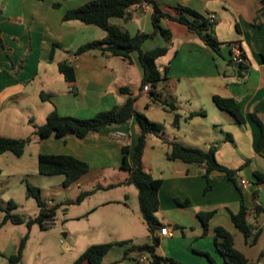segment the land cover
I'll return each mask as SVG.
<instances>
[{"label": "crops", "instance_id": "crops-1", "mask_svg": "<svg viewBox=\"0 0 264 264\" xmlns=\"http://www.w3.org/2000/svg\"><path fill=\"white\" fill-rule=\"evenodd\" d=\"M87 1L0 0V135L21 138L20 134H34L33 125L44 124L53 109L61 115L89 118L99 111L121 106L129 96H144L149 100L146 103L149 105H144V114L166 130L161 137L148 135L142 156L144 169L161 179L156 217L161 226L170 229L169 236L159 235V228L154 230L153 235L159 239L156 253L169 258L172 264H212L209 257L215 264H226L214 244L213 230L221 226L233 234L235 247L252 264H264V143L259 145L261 130L264 135V21L257 20L261 0H155L172 13L181 5L203 15L215 14L213 31L221 43L219 52H215L184 25L161 21L162 27L170 31L169 41L157 33L146 39L141 48L148 40L159 37L164 43L156 46L167 45L168 52V45L172 47L176 39L179 41L180 48L168 63V70L161 74L162 79L172 81L165 91V103L164 92L159 88L162 79L153 89L157 96L155 101L149 90H142L141 69L135 63V53L129 64H116L111 56L97 50L70 57L79 45L103 39L106 35L95 25L62 20L66 10ZM150 9V4L143 2L131 9L128 20L111 18L110 22L123 25L131 35L138 31L151 33ZM53 44L56 47L50 57ZM230 44H236L244 53L246 62L242 67L230 62ZM67 59L74 66L72 83L66 82L58 70V64ZM127 65L136 68L134 81L127 78ZM36 78L38 87L32 92L31 100L27 85ZM42 94L48 97L42 98ZM215 95L232 98L240 105L244 116L242 125L216 106ZM135 107L140 111L136 104ZM250 114L257 117L262 129ZM137 134L138 126L131 119L84 138L74 134L33 138L25 151H29L36 164L41 153L70 155L88 164L86 174L74 182L78 190L67 201L75 199L80 191L93 190L80 203L94 197L98 191L104 192L93 204L84 206L81 214L103 208L100 232L106 239L77 241L63 226L62 236L71 237L65 247L56 250L44 245L42 235L32 247L30 238L24 247L21 264H71L90 244L113 241H127L128 244L113 246L100 264H151L149 261L136 262L131 253H126L128 246L149 243L151 236L139 210L138 190L125 183L129 174L120 168L122 147L128 145L131 150ZM170 141L203 150L216 146V160L233 171L234 180L219 170H212L206 179L204 165L167 159V142ZM92 172L109 173V179L95 185L92 179L90 186L84 189L82 179L86 175L92 177ZM257 176L263 177L261 183L257 182ZM241 178L247 180L244 186L239 183ZM27 183L41 188L38 183L26 181L25 185ZM41 197L56 202L53 198ZM186 201L189 203L185 204ZM242 203L250 212L248 222L252 232L257 233L252 244L231 220V214L237 213ZM256 206L261 209L257 214L253 212ZM207 211H213V215L205 230L197 214ZM2 217L0 211V220ZM8 224L12 223L6 222L0 228V236L6 237V242L0 243V264H7V257L16 251L24 233L13 231ZM29 229L27 227V231ZM35 251L39 254L32 261L29 253Z\"/></svg>", "mask_w": 264, "mask_h": 264}, {"label": "trees", "instance_id": "trees-1", "mask_svg": "<svg viewBox=\"0 0 264 264\" xmlns=\"http://www.w3.org/2000/svg\"><path fill=\"white\" fill-rule=\"evenodd\" d=\"M152 4L151 6V23L153 31L145 33L138 31L131 35L129 31L120 24L110 22L111 18H123L128 20L131 17V9L138 7L141 3ZM261 6L258 10L257 20L264 21V0L260 2ZM209 16V15H208ZM207 15H203L195 9L178 5L175 7V12L163 9L155 0H89L81 6L70 8L65 11L62 16L63 21L78 20L84 24H92L102 29L106 35L103 39L93 40L79 45L74 51V55L78 56L89 51L97 50L108 56L120 57L123 61L130 63L131 55L136 54L138 64L141 69V87L150 85L152 101H155L157 96L153 89L162 79L161 73L156 65V60L166 54L167 46H156L149 50L141 48L142 43L160 33L166 41L170 39V31L161 25L163 19L184 25L189 31L196 33L200 39L212 48L215 52H219L221 43L218 42L214 35L215 20H211ZM262 24V22H259ZM256 25H260V24ZM55 46V45H54ZM242 55L245 57L244 53ZM244 64H239L242 67ZM58 70L63 75L68 83L75 80L74 66L63 61L58 64ZM168 70V64L164 66V72ZM128 91L122 88V91ZM42 98L48 95H41ZM136 96H129L126 101L119 107H112L108 110L97 112L89 118H79L75 116L61 115L56 109L51 110L47 116L45 123L42 125H33L34 136L46 138L54 134L58 137L67 134H74L78 138H84L90 133H95L107 126L121 125L133 119L138 126V134L133 148L130 150L128 145L122 147V161L120 168L128 171V178L125 183L132 184L138 190V205L142 218L146 222L151 236L150 242L143 245H130L126 248V253L132 251H146L151 257V264H159L161 261L171 260L162 257L156 253V247L159 243L157 236L153 235L156 228L162 227L156 217V212L159 208L158 191L161 186V179L154 178L146 171L142 164V156L146 147L148 135L161 137L163 134L162 126L150 120L144 113L138 111L135 107ZM216 106L232 115L236 122L240 125L244 123V116L240 109V105L229 97L213 96ZM165 103V101H163ZM149 104H146L148 106ZM173 105V104H172ZM171 107H174V105ZM250 117L256 121L262 129V125L257 117L250 114ZM177 119L175 118V121ZM177 122H175L176 124ZM31 137L15 138L0 135V155L5 152H12L16 156H21L27 145L31 142ZM169 149L166 152V157L169 160H180L185 163H198L204 165V176L208 179L209 173L212 170L224 171L230 179H233V171L219 164L215 157L216 146H211L207 150L200 148L189 147L176 141L167 142ZM264 143V135L261 130L259 145ZM130 157V158H129ZM128 158L130 159L128 161ZM89 169L88 164L70 155L62 154H46L41 153L37 160V170L40 175L52 176L63 175V186L67 187L76 182ZM257 182L261 183L263 177L257 176ZM116 184H109L106 187L110 188ZM91 191H80L75 199L68 200L70 204L80 203L85 197L89 196ZM26 197L35 199L39 207L38 214L33 218H26L23 215L13 213L12 210L16 207L13 200H8L5 204L0 202V211L3 212V217L0 220V228L6 223L22 224L26 223L27 227L35 222L40 228H44L40 222L46 216L44 210V199L40 195V189L31 184H26ZM188 204L189 202H184ZM183 203V204H184ZM181 204V203H180ZM58 205H55L50 211L55 214ZM259 207H255V214L260 212ZM249 210L242 203L237 213L231 214V220L234 226L243 234L249 244L255 241L256 232H252V226L248 222ZM213 215V211L199 212L198 218L202 222L204 229L207 230L208 222ZM214 244L217 251L223 257L226 264H252L234 245L233 234L224 227L217 226L213 230ZM28 233H25L18 242L16 251L7 257V264H21L23 250L28 240ZM127 241H113L104 243L90 244L85 250L79 254L71 264H100L104 255L116 245H127ZM209 260L214 263V260L209 257Z\"/></svg>", "mask_w": 264, "mask_h": 264}, {"label": "rangeland", "instance_id": "rangeland-1", "mask_svg": "<svg viewBox=\"0 0 264 264\" xmlns=\"http://www.w3.org/2000/svg\"><path fill=\"white\" fill-rule=\"evenodd\" d=\"M115 21L116 19L113 18ZM99 28V27H98ZM102 30V29H101ZM162 38V35L159 36ZM159 37L150 39L147 41V43L143 46V50L147 49L149 47H153V45H158L160 42L161 44L164 43L159 39ZM165 40V39H164ZM175 41V45L171 47L172 44L168 45V52L167 54H164L163 56L159 57L156 61V65L158 69L160 70L161 74H164V66L171 62V59H173L174 55L176 54L177 49H179V41ZM173 43V42H172ZM55 45V46H54ZM167 46V45H166ZM56 47V44H53L50 57L53 55V48ZM76 50V49H75ZM74 50V51H75ZM74 51L71 52L72 58H74ZM111 59L116 64H124L120 57L117 56H111ZM70 59H67L68 62ZM135 63L138 65L137 58L135 57ZM63 62V61H62ZM127 63V62H126ZM131 63V62H130ZM129 64V63H128ZM20 66V63L17 64ZM37 66L39 64L37 63ZM127 78L128 80L134 81L136 76V68L134 65H127ZM139 66V65H138ZM110 67H113L110 65ZM117 71V69H115ZM172 81L169 79H162L159 83V88L163 93V100L165 101L166 97V90H168L169 87H171ZM29 93H30V99L32 100V92L37 89L38 87V80L37 78L34 79V81L28 83L27 85ZM148 98L144 96L136 97L135 104L137 108L145 113V104L148 102ZM171 101V100H168ZM16 120V119H14ZM167 122V126H168ZM163 132H166L164 126H162ZM19 135L18 133H16ZM24 134H20L21 138L31 137V143L33 142V138L35 137L34 134H30L29 136H22ZM30 148V147H28ZM26 149V148H25ZM28 150V149H27ZM37 164L35 160L31 157L29 151H25L21 156H16L12 152H5L0 155V202L5 204L8 200H13L16 203V207L12 210L13 213L17 214H23L26 218H33L38 214V206L36 204V201L32 197H26V185L25 182L28 181L30 183H38V185L41 187L39 188L41 191V195L46 198H53L58 202V206L55 210V214L57 218L60 220L59 224L51 227L49 229H42L40 228L38 223L33 222L30 225V229L27 231L26 223L25 225H12L8 224V228H12L13 231H23L24 233L22 236L26 233H28V239L31 238L32 243L31 246L34 247L37 243V239L39 236H43V242L44 245L50 246L51 248H55L56 250H59L67 245V242L72 238H75L77 241L80 239H84L85 241H100L101 239H106L104 236H102V232H100L102 229V211L103 208H98L96 210H93L91 212H85L84 215H82V211L84 210V206H89L93 204V200L96 198H99V196H102V194H105L104 192L101 193L98 191L94 197H90V199H86L83 203H74L70 204L67 202V199L69 197H72L77 189V186L72 183L71 185L64 187L63 186V180L64 176L59 175H52V176H45V175H39L37 173ZM86 174V173H85ZM84 174V175H85ZM90 175H86L83 177V188L87 189L90 186V183L93 179V185L95 183H102L105 181V178L109 179V173L106 172H97V173H90ZM83 175V176H84ZM94 175V177H93ZM34 179V180H33ZM38 182H32L37 181ZM36 185V184H35ZM34 186V185H33ZM114 192V191H110ZM38 208V209H37ZM64 209H66L64 211ZM81 215V216H77ZM65 226V228H68L71 232V237L64 238L61 234L62 231L61 227ZM92 226H95L96 228H91ZM55 232V234L53 233ZM7 235V234H6ZM21 236V237H22ZM60 237L63 238L64 243H60L59 239ZM6 242V237L4 235L0 236V243ZM39 254L38 252H33L32 254L29 253L30 260H34L35 255ZM42 258V256H41Z\"/></svg>", "mask_w": 264, "mask_h": 264}, {"label": "built area", "instance_id": "built-area-1", "mask_svg": "<svg viewBox=\"0 0 264 264\" xmlns=\"http://www.w3.org/2000/svg\"><path fill=\"white\" fill-rule=\"evenodd\" d=\"M211 20H215V14H209L208 16ZM229 60L231 63L239 65V64H245L246 62V58L242 55V51L240 50L239 46H237L236 44H230V52H229ZM143 91H148L150 90V85H145L142 88ZM239 183L241 185H245L247 183V180L244 178H241L239 180ZM56 205V202L52 199H46L44 201V210L46 212V216H44L41 219L40 224L44 227V228H51L57 225L58 223V219L56 217V214H52L51 213V209ZM159 235H164V236H169L170 235V229L168 226L163 225L162 227L159 228L158 231ZM60 242L63 240L62 237H60ZM131 257L134 261L136 262H143V261H152V257L151 255L146 252V251H139V250H135L131 252ZM159 264H172L168 261H161Z\"/></svg>", "mask_w": 264, "mask_h": 264}, {"label": "water", "instance_id": "water-1", "mask_svg": "<svg viewBox=\"0 0 264 264\" xmlns=\"http://www.w3.org/2000/svg\"><path fill=\"white\" fill-rule=\"evenodd\" d=\"M150 6H152V4H150Z\"/></svg>", "mask_w": 264, "mask_h": 264}]
</instances>
